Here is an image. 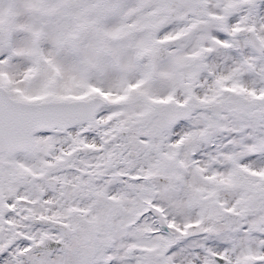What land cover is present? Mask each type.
I'll return each mask as SVG.
<instances>
[{"label": "snow or ice", "instance_id": "obj_1", "mask_svg": "<svg viewBox=\"0 0 264 264\" xmlns=\"http://www.w3.org/2000/svg\"><path fill=\"white\" fill-rule=\"evenodd\" d=\"M0 264H264V0H0Z\"/></svg>", "mask_w": 264, "mask_h": 264}]
</instances>
